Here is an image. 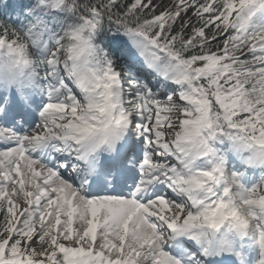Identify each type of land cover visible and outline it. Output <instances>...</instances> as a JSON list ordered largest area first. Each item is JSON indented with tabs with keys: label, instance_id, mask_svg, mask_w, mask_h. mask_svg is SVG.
Masks as SVG:
<instances>
[{
	"label": "snow or ice",
	"instance_id": "snow-or-ice-1",
	"mask_svg": "<svg viewBox=\"0 0 264 264\" xmlns=\"http://www.w3.org/2000/svg\"><path fill=\"white\" fill-rule=\"evenodd\" d=\"M0 264H264V0H0Z\"/></svg>",
	"mask_w": 264,
	"mask_h": 264
},
{
	"label": "trees",
	"instance_id": "trees-1",
	"mask_svg": "<svg viewBox=\"0 0 264 264\" xmlns=\"http://www.w3.org/2000/svg\"><path fill=\"white\" fill-rule=\"evenodd\" d=\"M164 2H167V0H164ZM0 20L6 21L8 23H12V21L15 20V17L14 16L11 17V18H9V17H0Z\"/></svg>",
	"mask_w": 264,
	"mask_h": 264
}]
</instances>
